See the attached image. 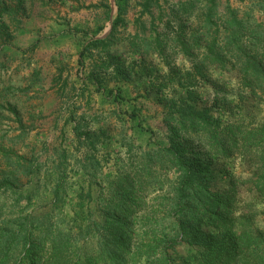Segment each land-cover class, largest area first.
<instances>
[{"label":"rangeland","instance_id":"obj_1","mask_svg":"<svg viewBox=\"0 0 264 264\" xmlns=\"http://www.w3.org/2000/svg\"><path fill=\"white\" fill-rule=\"evenodd\" d=\"M12 1L0 0L7 4ZM139 1L129 0L123 25H118L110 36L111 45L93 48L83 57L80 52L89 40L103 39L111 34L117 13L115 0H24L19 14L5 15L0 31H4V36L8 33L10 39L0 50V85L14 91L6 95L0 109V138L4 137L0 142L14 149L15 155L11 153L10 156L15 159L18 152L27 160H37L41 164V177L46 171H54L60 160L56 152L64 153L69 164L67 168L75 170L71 182L88 187L101 199L100 194L106 193L114 180L112 176L134 179L137 190L145 189V199L142 194L141 197L147 203L137 208L134 220L141 222L148 213L154 212L151 221L163 226L170 219L166 221L162 217L166 203L160 205V198L172 192L176 173L153 147V144L167 145L163 103L182 98L186 88L192 92L197 109H212L215 116L221 115L225 124L233 122L255 127L264 124V89L256 87V91L250 92L243 85L242 73L229 65L227 71L211 65L201 69L200 75L194 64L204 52L201 45L205 43L195 44L190 54H185L173 42L177 35L184 34V40L191 43L192 35L200 32L209 6L207 0L192 1L186 8L188 13L181 11V5L189 0H158L150 9V15L142 13ZM212 2L220 22L233 15L258 25L257 30L264 33V0ZM202 33L206 35V31ZM158 34L166 41L161 51L152 44L150 50L138 45L141 43L137 40L148 42ZM4 36H0L2 41L6 39ZM137 45L140 52L134 51ZM107 91L120 92L124 100L114 101L113 95H106ZM218 108L221 109L216 110ZM12 110L19 112L18 115ZM133 110L143 128L151 133L143 132L136 126L137 121L130 119L128 114ZM18 117L26 129L21 145L17 141ZM75 127L90 136L97 132L103 134L104 142L93 151L102 164L96 179L76 172V162L85 152L92 154V151L88 145L78 143ZM79 140L85 138L80 136ZM15 162L11 160L12 164ZM227 169L235 177L249 176V167L239 157L230 160ZM67 173L71 175L69 168ZM216 176L225 182L219 173ZM48 181L49 185L53 182L50 178ZM239 190L240 205L237 204L236 216L249 211L255 213L249 225L256 227L260 207L244 188ZM73 192L74 189L68 191L65 203L60 206L64 224L59 218L53 219L54 223L51 221V228L56 232L71 231ZM85 212L93 217L92 220L99 221L93 207L85 208ZM145 230L147 232L148 227L137 225L134 244L147 243ZM178 249L183 254L184 248ZM90 258L91 264H102L98 257Z\"/></svg>","mask_w":264,"mask_h":264},{"label":"trees","instance_id":"obj_2","mask_svg":"<svg viewBox=\"0 0 264 264\" xmlns=\"http://www.w3.org/2000/svg\"><path fill=\"white\" fill-rule=\"evenodd\" d=\"M23 1L0 2V22L5 15L19 14ZM157 1L140 0L142 13L150 15ZM189 1L181 5L183 13H188L186 8L195 0ZM207 1L209 6L201 30L192 35L191 43L184 40V34L177 35L173 42L185 54H190L195 44L205 43L201 45L204 52L194 64L200 75L201 69L211 65L222 71H227L229 65L242 73L243 85L250 92L256 91V87L264 89V33L257 30L258 25L233 15L220 22L213 0ZM115 4L117 13L111 34L89 40L80 57L93 48L111 45L110 36L118 25H123L129 0H115ZM205 31L206 35L202 33ZM0 33L2 38L4 31ZM204 36L208 38L203 39ZM4 37L3 41L0 38V50L10 35L7 33ZM162 39L158 34L148 42L137 41L142 49L144 46L150 50L152 44L161 51L166 44ZM138 45L136 52L141 51ZM177 79L180 81L179 76ZM184 89L182 98L163 103L167 145L153 144L155 153L165 158L176 172L172 192L160 198V205L166 203L162 217L166 221L170 219L167 225L151 221L154 212L148 213L141 222L134 220L137 208L147 203L141 197L142 194L145 199V189L137 190L132 178L112 176L114 180L109 183L108 191L100 194L101 199L88 187L71 182L75 170L68 167L71 174L68 175L69 164L64 153L56 152L61 161L54 171H46L41 177V164L37 160H27L18 152L15 159L10 156L15 155L14 149L0 142V264H91L94 257L90 256L98 257L102 264H264V124L255 127L233 122L225 124L221 115L215 116L212 109H197L192 92ZM13 91L11 87L0 85V109L6 95ZM106 95H113L114 101L124 100L120 92L107 91ZM12 111L15 116L19 113ZM128 116L137 121L140 130L151 133L143 128L134 110ZM17 122V141L21 145L26 129L21 117ZM78 129L74 128L78 143L88 145L92 154L85 152L76 162V172L96 179L102 164L93 151L104 142L103 134L97 132L90 136ZM79 135L85 140L80 141ZM150 141L153 143L152 134ZM237 157L249 167L247 178L235 177L227 169V163ZM11 160H15V164ZM48 178L53 181L50 185ZM241 188L260 207L256 227L249 225L255 213L249 211L236 216ZM72 189L74 212L70 219L73 226L69 233L56 232L51 228V221L59 218L64 224L60 206ZM243 203L250 206L248 202ZM87 207L94 208L99 221L92 220L85 212ZM138 224L145 229L148 227L147 232L144 231L147 243H133V237L138 235ZM179 247L184 248L183 254L179 253Z\"/></svg>","mask_w":264,"mask_h":264}]
</instances>
